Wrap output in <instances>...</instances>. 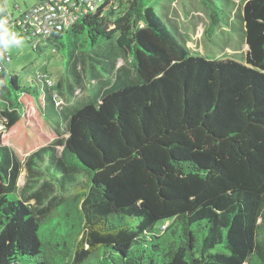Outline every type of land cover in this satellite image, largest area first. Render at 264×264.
I'll return each mask as SVG.
<instances>
[{
    "label": "trees",
    "instance_id": "obj_1",
    "mask_svg": "<svg viewBox=\"0 0 264 264\" xmlns=\"http://www.w3.org/2000/svg\"><path fill=\"white\" fill-rule=\"evenodd\" d=\"M200 2L207 38L240 5L244 63L191 53L159 2L162 14L149 0H117L43 40L56 46L75 34L77 67L81 47L117 35L133 81L65 114L46 78L19 85L0 71V264H264V0ZM101 71L112 73L106 64ZM22 166L26 188L46 166L61 193L82 196L72 246L41 240L31 196L16 194Z\"/></svg>",
    "mask_w": 264,
    "mask_h": 264
},
{
    "label": "rangeland",
    "instance_id": "obj_2",
    "mask_svg": "<svg viewBox=\"0 0 264 264\" xmlns=\"http://www.w3.org/2000/svg\"><path fill=\"white\" fill-rule=\"evenodd\" d=\"M28 4L34 2L35 0H24ZM175 1L176 4L172 2ZM160 4L164 5L167 11H170L171 19L176 23L179 32L186 40V46L189 51L193 54L202 55L207 58H231L241 63L245 62V53L247 50L245 44V36L242 25L240 24L239 14L240 5L232 7L227 13L225 19L227 24H222L216 27L214 34L211 38H207L204 31L207 28L209 22L208 10L201 4L200 0H149V3L153 5L159 14H162L164 9ZM224 6H229V2H223ZM225 8V7H224ZM162 18V17H161ZM80 40H83V35L78 34ZM116 36L114 35L111 39L99 40L94 46L81 47L80 50L85 52V54H80L78 56V67L79 72V82L71 84L72 93L68 92L67 89V79L66 73L73 78L74 76L65 72L68 66V61L71 64L69 58L70 52L75 48L78 42V37L75 34L64 33L62 38H60L56 46L49 44L40 38L33 37L30 42H27L25 38L23 39V44L16 47H10L7 49L11 56L10 62H5V68L10 66L16 75L17 83L19 85H26L34 78L35 74H42L45 72H50V79L52 80V87L57 97L62 100L61 108L65 114H70V112L77 106L86 103L93 99V95L97 92L93 91L96 87L102 92L105 88L115 84L120 85V82H131L135 79V71L132 65L131 57L128 54L120 53L118 47L116 46ZM190 42V46L189 43ZM38 47V49H36ZM91 56L92 60H89L87 53ZM109 52L108 55L110 60H108L104 55ZM111 54V55H110ZM114 54L118 56L121 66L119 71L120 80L117 82L115 80H103L99 75H93L91 72L90 63L94 64L97 69L102 73L103 65H108L114 63ZM113 58V59H111ZM103 74V73H102ZM9 76V75H8ZM107 77V75L105 76ZM95 87V88H94ZM4 106H7V101L0 98V110ZM54 112V110H53ZM53 118L56 121L59 120V116L54 113ZM62 121V120H61ZM59 131H62L64 123H61ZM52 127L58 128L57 124L51 123ZM2 124L0 122V130L2 129ZM5 137H3L4 140ZM62 147L58 148L61 150ZM67 159L69 163L72 161L78 166L76 171H73V175L83 183L87 182V178L83 171V168L77 161L76 158L70 157ZM47 165V164H46ZM36 169V168H35ZM41 175L36 177L34 183L26 184V171L24 166H22L21 172L17 180V196L21 195L23 199L25 196H31L28 198V203L34 208L38 216L44 222H40V238L42 241L51 242H61L62 240H67L69 246H72L73 236L77 234L81 221V211L80 205L82 202V196H77L75 199L72 198L73 194H63L59 191L55 183L48 177L46 166H42L40 170ZM53 172V170H51ZM53 174V173H52ZM64 175V176H63ZM59 177H64V181L67 182L68 177L65 173L59 174ZM48 183L46 190V197H41L36 199L34 195L41 193V189ZM37 200V201H36ZM39 203V204H37ZM163 221H158L156 227H160ZM58 261V259H56ZM90 261L94 262L95 257H90ZM57 264H62L57 262Z\"/></svg>",
    "mask_w": 264,
    "mask_h": 264
},
{
    "label": "built area",
    "instance_id": "obj_3",
    "mask_svg": "<svg viewBox=\"0 0 264 264\" xmlns=\"http://www.w3.org/2000/svg\"><path fill=\"white\" fill-rule=\"evenodd\" d=\"M117 0H38L23 12L16 23H12V31L30 41L33 37L47 39L53 33L62 31L73 25L84 14L93 13L97 10L102 12L112 6ZM126 1V0H123ZM176 4L175 1L172 2ZM168 16L171 13L168 11ZM171 18V17H170ZM11 57L4 53L0 57V71L5 70V62ZM46 73V72H45ZM45 73L37 74L38 77L46 78L48 85L52 86V80ZM55 105L61 108L62 100L54 93ZM166 224H162L164 229Z\"/></svg>",
    "mask_w": 264,
    "mask_h": 264
},
{
    "label": "crops",
    "instance_id": "obj_4",
    "mask_svg": "<svg viewBox=\"0 0 264 264\" xmlns=\"http://www.w3.org/2000/svg\"><path fill=\"white\" fill-rule=\"evenodd\" d=\"M37 1L38 0H35L34 2L28 4L24 0H0V19L5 20L6 23H7V26L9 27V29L12 30V28H13L12 23L13 24L16 23L18 21V19L20 18V16L23 14V12L26 11V9L29 8L30 6L34 5ZM4 53H8V51L4 50L3 48H0V57H2V55ZM87 57H88L89 60H92L91 56H87ZM111 59H113V58H111ZM118 60H119L118 56H116V54H114V60H113L114 63L109 64V67L112 69V73L110 75H107L104 72H102L103 73L102 74L97 69V67L94 64H92V63H90L88 66H91V72L93 73V75H96V76L99 75L103 80H106V82L111 80V79L115 80L117 82L118 80L122 79V78H120L121 76H119V71L122 69L121 68L122 65H120V62H118ZM70 66H71V69L77 71V67L78 66L74 67L72 61H71ZM14 71H16V70H13L10 66H7V68H5V70H4V73L5 74H9V75L10 74H14L15 75L16 72H14ZM46 73H48V72H46ZM48 74H51V73L49 72ZM106 75H107V77H105ZM66 79H67V83H68L67 84L68 92L72 93L71 84H73L74 79L77 80V79H79V77L71 78V76L66 73ZM121 83H125V82H120V84ZM111 86H115V84H113ZM95 87H94L95 89L93 91L96 90L97 92H100L99 87L98 86H95ZM62 111H64V110L62 109Z\"/></svg>",
    "mask_w": 264,
    "mask_h": 264
},
{
    "label": "clouds",
    "instance_id": "obj_5",
    "mask_svg": "<svg viewBox=\"0 0 264 264\" xmlns=\"http://www.w3.org/2000/svg\"><path fill=\"white\" fill-rule=\"evenodd\" d=\"M23 44V39L14 31L10 30L5 20L0 19V48L4 50Z\"/></svg>",
    "mask_w": 264,
    "mask_h": 264
}]
</instances>
